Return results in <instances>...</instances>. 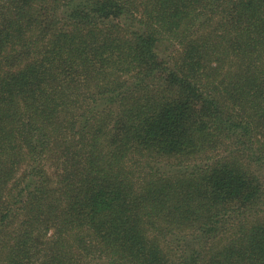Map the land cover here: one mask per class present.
<instances>
[{"label":"trees","instance_id":"trees-1","mask_svg":"<svg viewBox=\"0 0 264 264\" xmlns=\"http://www.w3.org/2000/svg\"><path fill=\"white\" fill-rule=\"evenodd\" d=\"M0 264H264V0H0Z\"/></svg>","mask_w":264,"mask_h":264}]
</instances>
